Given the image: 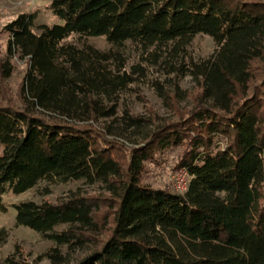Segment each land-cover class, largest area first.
Segmentation results:
<instances>
[{"label": "trees", "instance_id": "16d2710c", "mask_svg": "<svg viewBox=\"0 0 264 264\" xmlns=\"http://www.w3.org/2000/svg\"><path fill=\"white\" fill-rule=\"evenodd\" d=\"M49 6L61 23L35 27L34 13H19L3 28L9 54L25 58L28 70L19 87L23 108L0 104V210L4 195L42 179L98 181L105 192L13 204L16 225L53 242L38 258L62 264V246L90 243L94 249L76 264H264V0H50ZM71 34L154 51L171 43L166 51L185 57L184 73L201 76L200 91L189 109L172 106L176 119L128 145L90 121L115 113L99 99L114 97L132 77L120 72L117 53L65 42ZM196 34L217 46L200 62L186 56ZM11 70L1 59L0 80ZM172 147L182 148L174 168L190 177L184 194L142 182L146 164ZM8 236L0 228V243ZM18 252L0 264H19Z\"/></svg>", "mask_w": 264, "mask_h": 264}, {"label": "rangeland", "instance_id": "374dc122", "mask_svg": "<svg viewBox=\"0 0 264 264\" xmlns=\"http://www.w3.org/2000/svg\"><path fill=\"white\" fill-rule=\"evenodd\" d=\"M50 0H0V60L8 58L12 70L7 77L0 80V104H8L18 109L23 108L19 95V87L28 70V62L19 57L16 52L9 54L7 49L8 33L4 26L19 13H34L35 27L40 24L52 25L61 23L52 14ZM36 31V28H34ZM79 47L85 44L103 52L117 53L121 57L123 67L120 72L130 74L133 81L125 88L108 99L100 97L102 108L108 110L113 107L115 113L110 116L97 115L92 124L99 130H106L113 137L124 141L128 145L142 141L150 131L165 121L176 119L175 109H189L200 91L201 76L184 73L181 68L185 57L171 56L167 49L172 46L161 47L143 46L140 43L125 41L116 46L105 40L103 36H83L71 34L64 40ZM213 39L206 34L194 35L186 47V56L193 62H200L209 57L216 50ZM165 48V49H163ZM118 65L112 62V65ZM188 67L187 64H183ZM32 111L38 109L31 107ZM127 113L139 117L140 121L130 122L125 118ZM224 146V141H219ZM2 147L0 146V152ZM181 147H172L164 150L156 163H147L142 175V182L153 188H166L172 193L184 194L188 181V173L175 169V164L181 155ZM105 186L98 181L87 182L83 179L58 181L42 179L33 187L17 194L4 195L5 210H0V228L9 230V236L0 243V259L4 260L15 250L14 254L19 264H52L47 258H38L53 242L41 237L39 233L23 225L15 224V208L13 204L21 200L56 201L67 199L77 194H102ZM65 225H58L55 229L61 230ZM94 249L90 243L79 248L67 249L61 247L65 256L62 264H76L79 258ZM9 264V263H4Z\"/></svg>", "mask_w": 264, "mask_h": 264}, {"label": "built area", "instance_id": "2783aa9c", "mask_svg": "<svg viewBox=\"0 0 264 264\" xmlns=\"http://www.w3.org/2000/svg\"><path fill=\"white\" fill-rule=\"evenodd\" d=\"M186 172V171H185Z\"/></svg>", "mask_w": 264, "mask_h": 264}]
</instances>
